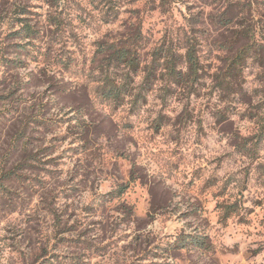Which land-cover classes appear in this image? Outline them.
<instances>
[{"label": "rangeland", "instance_id": "obj_1", "mask_svg": "<svg viewBox=\"0 0 264 264\" xmlns=\"http://www.w3.org/2000/svg\"><path fill=\"white\" fill-rule=\"evenodd\" d=\"M157 7L0 0V264H264V52L233 69L264 0ZM137 29L146 63L196 38L202 67L175 93L141 74L136 110L105 99L97 52Z\"/></svg>", "mask_w": 264, "mask_h": 264}, {"label": "trees", "instance_id": "obj_2", "mask_svg": "<svg viewBox=\"0 0 264 264\" xmlns=\"http://www.w3.org/2000/svg\"><path fill=\"white\" fill-rule=\"evenodd\" d=\"M151 1L154 4H158L157 10L166 9L174 2V0ZM227 12L226 10L225 14ZM185 32L191 31L185 30ZM32 35L33 29L28 25L14 34V36L21 37L23 40L31 38ZM236 36L237 42L240 44V51H238L240 53L237 55L233 69L242 72L243 66L247 64V61L251 60L253 63L261 61L264 46L253 42L255 37L253 35L249 36V33L245 30L237 32ZM132 37L134 39L130 44L125 42L128 39L99 44L97 53L107 54V59L112 63L109 64L110 68L107 70L104 81H102L104 85L103 95L107 101L118 104L121 107L130 105L132 109L136 110L147 104V95L142 96L139 92H136L138 88L136 90L132 89V84H136V80L141 74L144 75L142 81L144 88L148 87L149 91H153L159 83L165 81L164 76L167 73L169 78L165 81V88H161L162 91L167 90L166 93H175V89L182 85H187V83H193L198 79L202 66L199 44L196 38L187 41L184 48L183 64L172 63L170 65L169 59L163 56H153L151 62L146 63L139 50V43L143 41L141 31L137 29L136 34ZM171 97L173 96L162 98L164 105L172 100ZM160 127L159 129H161ZM178 243L182 249L187 247L184 242L180 241ZM194 243L199 245V242L195 241Z\"/></svg>", "mask_w": 264, "mask_h": 264}]
</instances>
